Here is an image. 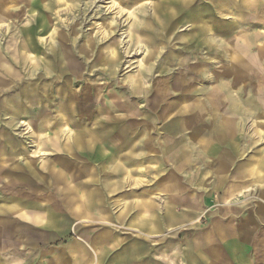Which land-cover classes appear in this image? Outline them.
I'll list each match as a JSON object with an SVG mask.
<instances>
[{
  "label": "rangeland",
  "instance_id": "rangeland-1",
  "mask_svg": "<svg viewBox=\"0 0 264 264\" xmlns=\"http://www.w3.org/2000/svg\"><path fill=\"white\" fill-rule=\"evenodd\" d=\"M157 9L171 15L158 23L150 19ZM191 12L200 18L195 27H211L204 35L187 21ZM0 53L28 81L42 79L41 88L50 77L63 79L75 71L70 80L74 91L101 84L105 101H122L125 108L139 111L130 119H119L115 112L106 119V113L92 109L84 121L73 120L90 132L100 117L101 130L95 131L101 136V159L45 149L49 156L43 158L66 169L72 206L61 194L50 199L49 179L25 180V188L39 199L31 193L12 196L13 200L9 196L13 194L1 196L0 207L13 202L28 219L25 226L20 222L16 226L25 231L0 242V264H258L264 251V170L259 175L249 171L241 186L224 190L223 185L215 189L214 177H205L204 168L217 159L227 179L234 181L237 165L243 162L252 169L254 158L264 161V0H0ZM109 57H116V65L104 64ZM181 61L185 67H179ZM137 72L145 77L146 91L134 94L128 77ZM136 82L134 88L139 89L141 82ZM57 88L54 85V93L48 95L38 90L43 106L50 100V107L57 106ZM34 89L35 84H26L17 91L30 97ZM54 94L56 98H51ZM210 96L214 107L243 109L250 129L234 138L231 147L218 145L221 151L213 157L191 146L187 151L193 150L195 163L179 171L161 157V150L171 153L174 141L164 144L156 139L174 138L173 123L183 118L178 109L192 103L190 107L201 115L197 104L209 105ZM4 104L15 123L13 103ZM58 110V116L67 117L63 106ZM33 116L23 120L29 122ZM212 116L213 122L218 116L233 122L229 113ZM73 122L68 129L74 133L78 129ZM20 123L30 134V126ZM254 123L259 127H252ZM3 124L0 127L14 147L27 146V141H18L30 136ZM257 134L263 137L258 139ZM147 138L154 139L153 144ZM234 143L244 150L241 157L231 156ZM32 146V151H25L28 157L40 153L37 143ZM13 157L7 163L10 167L23 164ZM117 165L121 173L113 172ZM8 180L20 182L14 176L2 182ZM205 240L215 244L217 258L200 246Z\"/></svg>",
  "mask_w": 264,
  "mask_h": 264
},
{
  "label": "crops",
  "instance_id": "crops-1",
  "mask_svg": "<svg viewBox=\"0 0 264 264\" xmlns=\"http://www.w3.org/2000/svg\"><path fill=\"white\" fill-rule=\"evenodd\" d=\"M115 58L116 57H109L108 59L106 58L104 60V64L106 65L107 62L112 64L117 63ZM21 60H19V62H21ZM4 65L7 67L10 66L14 71L9 72ZM178 65H180L179 67H185L183 61L179 62ZM73 73L74 72H71L72 76H65L69 79V81L63 80L65 77L63 79L62 77H58L57 79H55V76L53 80L50 77V82L46 85L44 84L45 88H41V85L43 87V84H41L42 79H38V82L28 81L26 79V74L24 75L16 70L14 66L9 64V60L7 58H4V56L0 53V118H4L0 119V123L4 122L3 125H5L7 129L20 131V134L22 132V135L30 136V139L28 140H26V136L24 137V141H18L22 143L27 141V143H25L27 146L20 147L19 145L20 148H17V146L14 147L12 145L13 142L9 137V133L4 131L3 127H0V198L3 195L6 196L8 194H13L9 195L10 199H12V196H14L13 199H17L16 196H26V193H31L30 195L34 196L35 199H39L40 195H36L35 193H33V191L30 192L25 188V180L49 179V184L47 185L50 186L48 188L50 192V199H52L51 196L53 194L55 196L61 194L66 197V205L68 207L72 206V200L70 199L72 190L70 188V183L65 176L66 169H62V164H53L49 159H47V157L43 158L44 156H49V153H47L45 149L51 150L53 152L60 151L62 153H66L67 155L79 152L80 155L86 156L90 159H101V136L97 137V133L95 131L101 130L100 117H98V119L94 121V123L92 124L93 128L91 129L93 131L90 132H87L85 129H80L81 124H79L78 121H84V118L87 115L92 114V109H94L98 114H102V112L106 113L107 115L104 116V118L106 119L113 112L116 113L115 116L119 119H124V117L126 119H130L131 117L138 116L139 111L135 112V109H131L133 108L132 106L129 108H125V106H122V101H105L103 93V88L105 86H102L101 84H86V86L84 85L82 88L74 91L70 87L72 85V81L70 80H72L71 78L73 77ZM11 77L14 78L11 79ZM76 77H78V75ZM137 80L141 82V86L139 87V89L134 88V83ZM128 81L132 83L130 93L138 94L140 92L146 91L142 87L143 82H145L146 80L141 72H137L136 75L128 77ZM5 84L8 85L6 86ZM26 84H35L34 95L30 97H21V95L19 96V92L17 91V89L21 86H26ZM57 84L59 85V88H57L55 91L57 98L59 99L57 106L50 107L49 104H51L53 100H50V102L46 101L45 105L43 106L41 102V98H43V96L40 97V93L38 92V90L40 92L43 91L44 95H48V92L52 94L54 93L52 88ZM63 91H66L67 98H63ZM53 96L54 97L51 98H56L55 94ZM6 100H8V102H12L14 105L15 110L12 111V115L16 118L15 123L10 122L12 120L10 117L11 115L9 113L8 107L4 104ZM191 104L188 107L184 106L178 109L179 114L183 116V118L179 117L178 119H175V122L173 123V125L177 126L176 133H173L172 135L174 138L161 139V137H159L156 139L157 142L163 141L164 144L169 141H174L171 153L169 154L168 150H161V157L163 161L171 162L175 166V169H179V171L182 172L190 167L193 163H195L192 158V156H194L193 150L187 151V149H191V146L192 148L198 146L199 151L206 152L208 158L213 157L215 153L221 151L218 145H228L229 147H231V141L234 138H240L243 135L242 133H244L247 129H250L246 128L247 124L244 123L243 119L246 113L243 109L234 110V108L231 107L206 106L205 110H207L208 113L203 112L201 115H198V113L194 111L192 107H190ZM59 106L64 107V112L66 110L67 119L64 117L61 118L62 116L57 115ZM48 107H50V110H46ZM150 109L151 111L154 110V108ZM121 112H124V115L121 114ZM221 113L226 115L227 113H229L231 117L230 119H228L231 121L233 120V122H230L228 120H225L224 122V120H222L221 117L218 116ZM33 114L34 116L29 122L23 120L24 117ZM166 114L167 113H164V115ZM139 115L140 117H142L143 121L146 119V117L142 116L143 113L140 112ZM212 115L218 116L217 118L220 119L213 122L211 121L213 118ZM75 118L78 121L73 122ZM114 119L116 120V118ZM20 122H24L25 124H28L30 126V134L25 133L22 130L24 126L18 125V123ZM72 122L75 123L78 129V131L74 133L68 129L70 123ZM105 127L106 126H104V128ZM252 127L258 128L259 124L254 123ZM191 129L193 131L190 132L188 137H185V132ZM102 134L105 135L107 134V132ZM259 137L263 136L258 135V139ZM141 138L142 136L138 139ZM73 139L77 140L76 145L73 144ZM146 140L150 143L154 141V139L149 140L148 138ZM134 142L135 141H133L132 144H134ZM257 142H260V140H258ZM34 143L38 144V150L40 154L34 157H28L26 153L34 149V147L32 146ZM232 146H234V150L230 152L231 156L233 158H236L237 156L241 157L244 153V150L236 147L235 143L232 144ZM203 147H205V150H202ZM28 148L32 149L28 150ZM16 151L18 152L16 153V155H14ZM25 151L27 152L25 153ZM13 156H15L17 161L20 160V162H23V164H13V166L10 167V165H8L7 163L10 162L11 159L13 160ZM252 157L248 158V161L246 162L247 164L249 161H252ZM5 165L7 168H4ZM247 166L248 165H245L242 162L234 168L233 175L235 178V183L233 180L230 181V179H227L228 176L226 175V169L217 159L215 163L211 162L209 166H206L204 168V171L206 172L204 176L214 177L216 183L215 189H219L223 185L224 190H226V188L241 186L242 183L245 182L244 179L247 178V174H249V171H252L256 175H259L261 172L263 173L264 161H260L259 158H254L252 167L250 165L252 169ZM8 167L11 168V171ZM113 172L121 173L122 167L120 165L114 166ZM9 176H14L16 178V181H20L18 182L19 185L16 182H10L9 180L7 181V184L2 182L3 179H8ZM169 179H171V187L175 186V182L172 180V175H170ZM21 182L23 183L22 185ZM256 182H258V177L256 178ZM12 184L15 186L13 189H11ZM168 186L169 185L167 184V187ZM172 188L174 190L175 187ZM243 188H245V186H243ZM8 198L9 197H7V199ZM19 202L21 204L23 203L22 201ZM127 203H129V200L125 202V204ZM26 204L27 206L32 207V204ZM142 204L151 206L149 202L141 203L140 201H135V205L141 206ZM19 208L20 205L14 204L13 202H10L3 208L0 207V242H2L4 239L11 238L17 231L19 232L18 234H20L22 230L25 231L24 224L28 219V215L25 213L23 208ZM19 222L24 225L23 228L19 226L16 227L20 224ZM13 228H16V230H14ZM222 236L225 237V233H222ZM200 246H202L215 258H217L216 247L213 242L205 240L202 241ZM227 248L228 245L226 244V249ZM261 255H263V257L259 258L258 264H264V251L261 253Z\"/></svg>",
  "mask_w": 264,
  "mask_h": 264
},
{
  "label": "bare ground",
  "instance_id": "bare-ground-1",
  "mask_svg": "<svg viewBox=\"0 0 264 264\" xmlns=\"http://www.w3.org/2000/svg\"><path fill=\"white\" fill-rule=\"evenodd\" d=\"M165 8H167L168 6H164ZM198 13H196V12H194V13H189V16H188V18L189 19H187V21L188 22H191L190 24L191 25H193V24H197L199 21V16L197 15ZM169 15H171V14H167V13H165V14H161L160 12H159V10L157 9V10H153V13H152V15H151V17H150V19H152V20H158V23H159V18H162V19H165L166 18V16H169ZM170 18H172V16L170 17ZM170 18H168V21L170 20ZM192 22H194V23H192ZM170 26V25H169ZM168 26V27H169ZM194 26V25H193ZM195 27V26H194ZM211 28V27H210ZM210 28H208V27H199V28H197V27H195L194 29L195 30H198V31H200L201 32V34L202 35H204L206 32H207V30H210ZM155 37H158V34L157 35H155ZM25 39V38H24ZM29 39V38H28ZM59 42H57V44H58ZM52 46V45H51ZM51 48V47H50ZM56 48H58V47H56ZM143 47L142 46H139L138 47V49L139 50H141ZM30 49V48H29ZM31 50V49H30ZM208 50L210 51V53L212 54V56L214 55L213 54V51H212V49H211V47H208ZM23 51V50H22ZM61 52H62V50H61ZM23 53V52H22ZM28 56V55H27ZM62 56V55H61ZM58 57V56H57ZM74 59V58H73ZM35 60V59H34ZM62 61V60H61ZM69 61V60H68ZM67 61V62H68ZM58 62V61H57ZM70 63L72 62V59H71V61H69ZM68 62V63H69ZM75 64V63H74ZM73 64V65H74ZM58 65V64H57ZM69 68H70V66H69ZM48 69V68H47ZM71 69V68H70ZM72 70V69H71ZM20 71V70H19ZM75 72V71H74ZM3 73V72H2ZM50 75V74H49ZM211 79V78H210ZM229 84V83H228ZM219 91H220V89H218ZM222 92V91H221ZM224 93V92H223ZM210 100V102H209V105H206V103L204 104V107H206V106H212V104H214L215 105V103L212 101V97L210 96V97H208ZM201 109H202V111L204 112V109L201 107V105L200 104H197ZM8 106V105H7ZM14 106V105H13ZM201 113V112H200ZM210 115V114H209ZM11 120V119H10ZM21 124V123H20ZM73 141H74V139H73ZM38 152V151H37ZM31 154V153H30ZM34 154H36V153H34ZM40 154V153H39ZM30 157H33V156H30Z\"/></svg>",
  "mask_w": 264,
  "mask_h": 264
}]
</instances>
